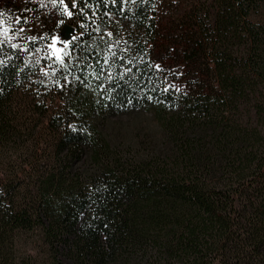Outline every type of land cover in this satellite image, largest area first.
I'll return each mask as SVG.
<instances>
[{
  "label": "trees",
  "instance_id": "1",
  "mask_svg": "<svg viewBox=\"0 0 264 264\" xmlns=\"http://www.w3.org/2000/svg\"><path fill=\"white\" fill-rule=\"evenodd\" d=\"M56 1L62 67L0 50V264H264V0Z\"/></svg>",
  "mask_w": 264,
  "mask_h": 264
},
{
  "label": "rangeland",
  "instance_id": "2",
  "mask_svg": "<svg viewBox=\"0 0 264 264\" xmlns=\"http://www.w3.org/2000/svg\"><path fill=\"white\" fill-rule=\"evenodd\" d=\"M42 7L47 17L34 19L31 16L30 4ZM185 10V7L184 9ZM180 14L172 11L165 18L176 27V35L172 38L174 46L181 43V34L184 32V24L188 22V14L179 17ZM256 23L264 24V2L259 11L252 16ZM59 20L58 3L56 0H0V50L5 47L19 48L28 53L32 44L36 43L35 55L40 57L45 68V73L54 72L66 62L70 55L71 42L76 36L75 29L70 25H62ZM62 25V26H61ZM124 27H120L123 29ZM187 64L180 60L175 69H187ZM191 68H201L199 65H191Z\"/></svg>",
  "mask_w": 264,
  "mask_h": 264
}]
</instances>
